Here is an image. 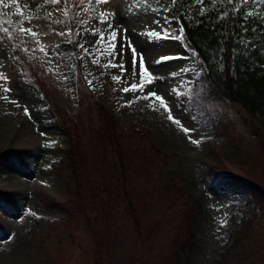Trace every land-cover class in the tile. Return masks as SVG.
Returning <instances> with one entry per match:
<instances>
[{
    "label": "rangeland",
    "instance_id": "rangeland-1",
    "mask_svg": "<svg viewBox=\"0 0 264 264\" xmlns=\"http://www.w3.org/2000/svg\"><path fill=\"white\" fill-rule=\"evenodd\" d=\"M143 2L0 0V73L7 77H0V152L16 150L25 166L0 157V192L18 206L17 211L7 212L0 205V264H251L242 261L246 254L238 251L244 247L247 251L259 236L261 242L254 244L264 243V219L256 214L249 224L246 216L253 209L247 200L211 186L208 174L212 165L218 172L244 174L264 184V129L260 121L234 103L223 106L231 117L232 139L214 135L186 110L188 105L180 103L174 89L189 90L181 82L191 76L186 66L192 62L193 47L172 12L153 5L142 8ZM101 12L114 15L102 24ZM108 23L118 30L117 50L125 34L136 48L135 78L131 49H125L121 70L105 67L109 60L120 63L119 56L102 54L101 45L93 47ZM21 27H30L39 35L21 33ZM68 29L72 30L70 36ZM177 36L182 38H173ZM14 47L28 49L47 84L50 100L62 105L69 115L78 113V128L72 129L82 155L76 179L70 180L69 170L56 162L66 154V132L31 80L34 69L15 56ZM141 56L148 73L160 79L144 92L124 93L123 87L139 81ZM164 56L173 59L155 63ZM77 57L87 85L116 114L129 140L137 145L142 142L146 148L149 161L137 159L126 167L125 181L112 145L103 141L92 125L94 109L76 98ZM94 59L98 62L93 63ZM5 88L11 91L5 92ZM149 89L164 96L173 118L190 129L189 133L169 120L168 112L158 103L153 107L151 100L137 99ZM94 114L97 117V112ZM261 118L264 121L263 114ZM172 177L183 180L189 197L179 191ZM129 201L135 206L137 220L130 215ZM51 202H59L63 208L51 206ZM184 205L193 207L199 225L193 243L180 250L176 243L184 235L182 221L188 216ZM176 252L181 255L178 259Z\"/></svg>",
    "mask_w": 264,
    "mask_h": 264
},
{
    "label": "trees",
    "instance_id": "trees-1",
    "mask_svg": "<svg viewBox=\"0 0 264 264\" xmlns=\"http://www.w3.org/2000/svg\"><path fill=\"white\" fill-rule=\"evenodd\" d=\"M150 5L172 12L181 23L185 39L193 47L190 54L192 62L186 66L191 76L185 77L181 82L187 85L189 90L186 92L180 87L174 89L177 90L180 103L188 105L186 110L192 111L200 123L207 126L208 130L211 129L214 135L222 137L226 135L233 139L232 132L230 133L231 117L226 110H222V107H230L234 103L241 106L250 116H257L256 119L264 129V121L261 118L262 114L264 115V3L261 0H250L249 3L247 1L241 3L239 0H144L142 8ZM70 46L75 49L72 43ZM14 48L15 56L24 61L30 69H34L31 80L45 95L49 108L66 132L69 145L65 148V156L56 162L64 164V168L69 170V173H66L70 180L76 179L78 177L76 170L80 169L79 160L82 159V155L77 148L74 139L76 136L72 129L78 128V116L75 119L78 113L69 115L62 105L59 103L55 105L50 100L47 84L35 69L34 60L29 58L24 48ZM75 67L76 98L89 110L94 109L92 125L101 139L112 145V150L117 154V167L121 168L125 181L126 167H131L137 159L142 162L149 161L146 159V148L142 142L137 145L129 140V133L122 129L116 114L110 111L93 88L87 85L78 57L75 59ZM94 112H97V117ZM255 133L261 135L256 130ZM0 157L15 162L17 166L25 167L16 150L1 151ZM208 174L211 186L224 188L247 200L253 209V214L246 216L249 224L254 222L256 214L264 219L263 183L244 174L218 172L212 165L209 166ZM65 180L68 182L67 177ZM171 180L178 186L179 191L189 197L187 185L183 180H175L173 177ZM127 204L130 215L137 220L134 204L131 201ZM0 205L7 212L18 210L17 204L6 193L0 192ZM50 205L63 208L59 202ZM184 209L188 216L182 221L184 235L178 238L179 241L176 243L180 250L193 243L195 228L199 225L193 207L184 205ZM1 231L0 225V233ZM260 238L259 236L254 240L253 246L247 247V251L245 247L242 252L238 251L242 256L246 254L242 261L264 264V243L258 247L256 245L257 242H261ZM176 255L177 259L181 256L178 252ZM175 264L181 263L179 261Z\"/></svg>",
    "mask_w": 264,
    "mask_h": 264
},
{
    "label": "snow or ice",
    "instance_id": "snow-or-ice-1",
    "mask_svg": "<svg viewBox=\"0 0 264 264\" xmlns=\"http://www.w3.org/2000/svg\"><path fill=\"white\" fill-rule=\"evenodd\" d=\"M106 2V0H96L97 4ZM262 3H264V0H261ZM53 4L59 3V0H52ZM67 11V9H65V12ZM18 15H22V12L18 13ZM51 15V14H50ZM114 15L113 13L110 12H101L100 13V23H105L108 20L109 16ZM81 23H87V21H81ZM4 32H8L7 28L3 29ZM182 31V29H181ZM20 32L24 33V34H28L31 35L33 37L38 36L39 34L35 31H33L32 28H20ZM126 33V30H125ZM72 34V30L68 29L67 31V35H71ZM96 31L93 30L92 31V35H96ZM152 35H159V33L157 32H153L151 33ZM60 35H65V33H60ZM117 36H118V30L113 28V25L111 23L107 24V28L104 30H100L99 31V39H97L95 41V44L93 45V47H95L96 45H101L102 47V54L106 53L109 56H119L121 58V62L120 63H113L112 60H109L108 65H105V67H108L109 65L113 68H118V69H123V57L125 55V49H131V53H132V77L135 78L136 77V69H137V64H136V48L134 46H132L131 44V40L127 38L126 34L124 36L121 37L120 39V49L117 50ZM175 39H181V36H177V37H173ZM105 41H107V44L105 45ZM37 44H39L40 42L37 40L36 41ZM69 43H72L71 41H69ZM79 47L84 48V46L81 44L79 45ZM41 51H45L44 47L41 46L40 48ZM24 51H28V49H24ZM34 51V50H33ZM84 51L87 53L88 49L84 48ZM47 54V53H46ZM169 59H173V57H168V56H164L159 58L158 60L155 61L156 64H162L163 62L169 60ZM97 60H93V63H97ZM0 77H3L5 80H7V77L4 76L3 73H0ZM113 79L115 80H120L119 76H114ZM156 79H160L158 77H154L152 76L151 73H148L147 68L145 67L144 63H143V57L141 56L140 58V65H139V81L138 82H133L130 83L129 86H125L121 89V91H123L124 93H136V92H144V90L148 87V85H152L154 84ZM91 81H89V84L91 85ZM5 92H9L11 91V89L5 88L4 89ZM4 99H8L7 96L3 97ZM146 99V100H151L152 101V105L153 107L156 106V104L158 103L160 107H162L166 112H168V119L171 120L173 123L180 125L183 129V131L187 134L190 132V129L188 128H183V125L181 124V121L178 119H174L172 116V110L168 105V102L165 100L163 95H158L154 90L149 89L146 94L143 97H137V99ZM13 104H16L17 101L13 100L11 101ZM134 101H128L129 104H131ZM25 113L27 114V107H25ZM189 139L191 140V136H189ZM193 143H197L199 144L200 141L199 140H193Z\"/></svg>",
    "mask_w": 264,
    "mask_h": 264
}]
</instances>
